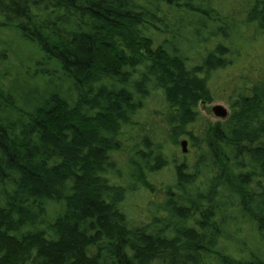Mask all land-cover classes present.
<instances>
[{"label":"trees","instance_id":"1","mask_svg":"<svg viewBox=\"0 0 264 264\" xmlns=\"http://www.w3.org/2000/svg\"><path fill=\"white\" fill-rule=\"evenodd\" d=\"M0 264H264V0H0Z\"/></svg>","mask_w":264,"mask_h":264},{"label":"rangeland","instance_id":"2","mask_svg":"<svg viewBox=\"0 0 264 264\" xmlns=\"http://www.w3.org/2000/svg\"><path fill=\"white\" fill-rule=\"evenodd\" d=\"M4 35V34H3ZM3 39H7L6 35L3 36ZM262 38H259L256 43L252 45V48L257 52L261 53L263 51L262 47ZM262 42V43H261ZM251 47H245V51L250 53ZM262 68L259 63V59L257 57H249L246 62H242L237 68L228 69L224 73H220L217 78V87L219 90H224V92H220L218 98L212 102L205 105H202L201 113L204 116V126L209 127L211 125L217 124L222 119H219L214 116L212 109L216 105L224 106L230 114V104L229 98L232 96V92L235 89H239L242 87V84L252 85L253 82L259 80L263 74H261ZM186 156L187 160H192V153H190V148L187 154H183L181 152V148L179 149V160L184 159ZM115 158L119 161L120 164L126 163L130 161L129 152L122 148L121 152L117 153ZM171 172H164L158 176L159 180L166 181L169 176H171ZM164 196L159 194L158 192L153 193L152 195L147 194V192H139L130 195L125 199L126 204L125 207L128 211V215L138 223H147L150 217V212L147 207V202L153 201L159 203L163 200Z\"/></svg>","mask_w":264,"mask_h":264},{"label":"water","instance_id":"3","mask_svg":"<svg viewBox=\"0 0 264 264\" xmlns=\"http://www.w3.org/2000/svg\"><path fill=\"white\" fill-rule=\"evenodd\" d=\"M212 112L215 117L225 120L229 116V111L222 105H216L213 107ZM181 151L183 154H187L189 151V143L187 140L181 142Z\"/></svg>","mask_w":264,"mask_h":264}]
</instances>
